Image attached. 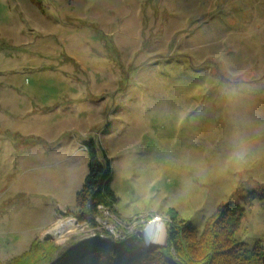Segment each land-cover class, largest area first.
<instances>
[{
    "label": "rangeland",
    "instance_id": "374dc122",
    "mask_svg": "<svg viewBox=\"0 0 264 264\" xmlns=\"http://www.w3.org/2000/svg\"><path fill=\"white\" fill-rule=\"evenodd\" d=\"M40 6L0 0V264H40L96 235L164 247L170 214L199 231L229 201L236 236L264 248V0ZM90 139L117 201L78 220ZM154 221L164 235L149 245Z\"/></svg>",
    "mask_w": 264,
    "mask_h": 264
},
{
    "label": "trees",
    "instance_id": "16d2710c",
    "mask_svg": "<svg viewBox=\"0 0 264 264\" xmlns=\"http://www.w3.org/2000/svg\"><path fill=\"white\" fill-rule=\"evenodd\" d=\"M31 1L41 7L40 0ZM86 149L88 170L75 193L74 215L78 220H94L101 209L113 211L117 201L110 186V158L94 139L87 141ZM241 215L242 208L237 203L219 204L198 231L190 221L177 219L173 213L166 223L164 247L148 246L138 250L139 231L123 235L118 241L96 235L71 244L40 264H179L188 254L199 258L197 264H264L263 246L258 242L248 248L236 236ZM38 244V239L32 240L26 250L10 257L8 262L14 263ZM159 247L162 249L157 252Z\"/></svg>",
    "mask_w": 264,
    "mask_h": 264
},
{
    "label": "bare ground",
    "instance_id": "6f19581e",
    "mask_svg": "<svg viewBox=\"0 0 264 264\" xmlns=\"http://www.w3.org/2000/svg\"><path fill=\"white\" fill-rule=\"evenodd\" d=\"M65 224V223H64ZM61 227H59L57 230H60ZM163 224L160 221H154L151 222L149 230L147 231V233L145 232V236L146 238L144 239V241H147L148 243H152L154 242H158L161 241L164 235V230H163ZM60 234V232L58 233V235ZM144 236V237H145Z\"/></svg>",
    "mask_w": 264,
    "mask_h": 264
},
{
    "label": "water",
    "instance_id": "95a60500",
    "mask_svg": "<svg viewBox=\"0 0 264 264\" xmlns=\"http://www.w3.org/2000/svg\"><path fill=\"white\" fill-rule=\"evenodd\" d=\"M150 224H151V223H149V224L146 226L144 232L147 233V231L149 230ZM154 244H155V243L153 242V243H151V244H149V245H154Z\"/></svg>",
    "mask_w": 264,
    "mask_h": 264
},
{
    "label": "crops",
    "instance_id": "0c3cea01",
    "mask_svg": "<svg viewBox=\"0 0 264 264\" xmlns=\"http://www.w3.org/2000/svg\"><path fill=\"white\" fill-rule=\"evenodd\" d=\"M32 240H33V239H32ZM32 240H31V241H32ZM31 241H30V242H31ZM30 242H29V244H30ZM29 244H28V245H29ZM27 247H28V246H27ZM25 249H26V248H25ZM25 249H24V250H25ZM11 257H12V256H11Z\"/></svg>",
    "mask_w": 264,
    "mask_h": 264
},
{
    "label": "built area",
    "instance_id": "2783aa9c",
    "mask_svg": "<svg viewBox=\"0 0 264 264\" xmlns=\"http://www.w3.org/2000/svg\"><path fill=\"white\" fill-rule=\"evenodd\" d=\"M141 245H142V242H141Z\"/></svg>",
    "mask_w": 264,
    "mask_h": 264
}]
</instances>
